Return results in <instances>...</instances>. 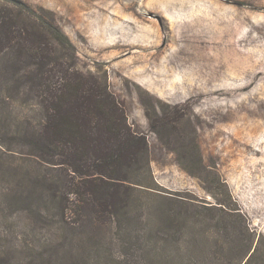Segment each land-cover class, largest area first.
Wrapping results in <instances>:
<instances>
[{
	"label": "rangeland",
	"instance_id": "1",
	"mask_svg": "<svg viewBox=\"0 0 264 264\" xmlns=\"http://www.w3.org/2000/svg\"><path fill=\"white\" fill-rule=\"evenodd\" d=\"M19 1L53 19L80 72L107 79L147 138L157 189L210 202L201 179H219L264 241V0ZM0 107L4 264H150L154 222L145 208L97 227L63 224L53 212L44 220L15 202L18 180L41 168L15 141L20 107ZM161 108L179 113L177 124L159 129L162 139L148 123Z\"/></svg>",
	"mask_w": 264,
	"mask_h": 264
},
{
	"label": "trees",
	"instance_id": "2",
	"mask_svg": "<svg viewBox=\"0 0 264 264\" xmlns=\"http://www.w3.org/2000/svg\"><path fill=\"white\" fill-rule=\"evenodd\" d=\"M48 22L22 1L0 0V106L20 107L15 141L41 168L18 180L15 202L44 220L53 212L63 224L97 227L145 208L154 222L150 264H230L229 254L237 264H264V241L223 181L201 179L210 202L155 187L146 136L104 76L78 70L73 46ZM161 109L157 120L147 115L160 139L179 119L174 108ZM148 200L155 205L142 206Z\"/></svg>",
	"mask_w": 264,
	"mask_h": 264
}]
</instances>
